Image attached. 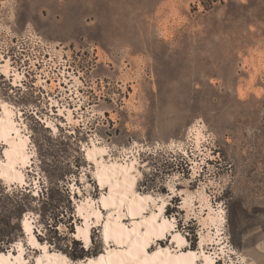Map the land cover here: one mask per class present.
Returning <instances> with one entry per match:
<instances>
[{"label": "rangeland", "instance_id": "1", "mask_svg": "<svg viewBox=\"0 0 264 264\" xmlns=\"http://www.w3.org/2000/svg\"><path fill=\"white\" fill-rule=\"evenodd\" d=\"M25 31L60 43L64 60L56 64L80 77L85 121L59 123L53 133L26 112L34 152L24 167L29 186L0 179V231L11 232L0 250L21 240L26 259L40 253L22 232L26 214L35 237L69 264L104 249L101 226L91 223L88 253L72 256L87 250L74 237L83 224L77 203L91 198L99 206L107 194L84 153L93 137L113 156H137L138 189L165 199L171 230L187 240L183 248H198L200 234L216 230L199 220L203 190L224 216L220 243L208 240L204 249L215 252L217 264H264V0H0V45ZM4 78L0 97L7 102L26 111L43 99L30 84L25 95L10 94ZM58 89L62 103L76 104L71 91ZM46 100L37 110L50 112ZM195 123L206 134L200 146L189 132ZM187 192L195 195L191 210ZM170 238L162 244L173 247Z\"/></svg>", "mask_w": 264, "mask_h": 264}, {"label": "bare ground", "instance_id": "2", "mask_svg": "<svg viewBox=\"0 0 264 264\" xmlns=\"http://www.w3.org/2000/svg\"><path fill=\"white\" fill-rule=\"evenodd\" d=\"M10 34L13 35V32ZM8 42L9 40H7V38L5 41L3 40L5 45H7ZM59 44L60 43L58 42L52 44V54L47 61L38 59L41 67L33 65L32 68L36 72V78L34 83L29 84L34 86L33 88L36 90L34 91V94H40L43 98L42 100L37 101V103L35 101L28 102L26 111H24V109L15 102H7L0 97V145L5 148L2 154L4 157L0 158V179H2L7 186L15 185L16 188L21 187L22 190H24L23 186L27 183V175L24 167L26 168V165L31 162L34 152L30 146L31 134L26 126V112L29 113L30 110H34L35 112L32 115H34L36 120L39 122L41 120L42 125L45 124V127L50 128L53 133L59 130V123L61 125L66 122L68 125L66 127L74 128L76 125H80V120H84V115L80 112L83 107L80 88H78V85L82 84L81 79L75 72L67 70L68 67L66 64L62 63L61 67L58 66L55 58H53V55L55 54L56 58L60 60L59 62L64 60L61 56L62 50H60L62 47H60ZM35 61L36 60L31 59V64H34ZM27 72H25L24 68H18V66L12 61L11 57L5 55L1 56L0 54V77L5 76L4 80L9 79L10 94L14 93L15 89L18 90L20 95L26 94L29 89V84L24 83V79L27 77ZM50 72L53 73L50 74ZM49 80L50 83L48 82ZM65 86H68V89L65 88ZM56 87H59L58 90L64 89V93L71 91L67 93L69 95L68 99L75 100V98L78 97L76 104L73 106L69 103H62L61 100L64 99L65 96H62L60 99L56 97L57 94L55 95L54 93ZM46 96H48V98H46ZM45 99L49 101V103H44V107L50 106V109L47 107L50 111H48L49 113L43 112L42 110L39 111V109L37 110V108H39L38 104L41 102L43 105ZM53 106H56V108L54 109ZM55 110L57 111L55 112ZM93 111L95 112V109H93ZM98 112L103 115L102 110H99ZM85 118L88 119L89 117L86 116ZM189 132L197 146H200V142L206 139V134L200 124H192ZM84 151L88 163L91 162L94 164V166H90L93 168L92 174L95 179L94 182L98 185L100 190L107 188V194L103 195L104 192L101 193V196L99 197V206H96L91 198L89 200H84L82 203H77L76 212L82 217L83 224L76 226V236L82 238L84 245L86 246L91 239L90 224L94 223L96 226L100 225L104 249L97 254L86 257L80 262H76V264H120L125 249L117 247L114 241H105V225H111L109 231L117 229L120 225L131 226V224L124 222L123 219L126 217L122 213L118 221L116 219L109 221V214H115L121 211L119 208L111 207V204L113 200H115L117 204L119 203L117 197L125 194V185L128 184L132 185V187H129L127 192L129 194H134L137 201L141 196L151 197V201L145 202L144 208L147 213L151 214V212L155 211L162 217V219L156 222L157 230H159V227L163 224L164 220L169 221L167 233H170L169 237L172 238V242L175 243V245L173 247L169 245L165 246L162 244V241H159V239L156 240V249H154L152 245V251L163 249V255L158 258L157 264H216L217 255L214 254L215 252L212 253L206 251L203 244L204 242H208V240L211 242L215 241L216 244L220 243L219 239L221 235L219 236V234L222 229L224 216L222 208L219 207L218 209H214L211 206L212 204L205 191H198L197 198L200 203L199 220L203 226L209 227L210 225L211 227L214 225L216 230H214L212 234L210 229L212 230L214 227L212 226L210 229L208 228L205 233L200 234V246L198 248L191 247L186 249L185 247L183 248L184 243L187 241L185 236H183L178 230L176 232L172 231L171 220L164 215V209L166 208L165 199L162 198L161 201H158V196L154 197L149 193L147 194L139 191L138 181L140 179L139 176L141 177V167L143 165H137V163L139 164L137 156L132 155L133 158L127 154L123 156L124 158L113 156L107 145L93 137L90 139V142L84 146ZM197 167V163L192 167L194 172L197 171ZM194 196L193 192H187L183 197L184 205H186L188 210L192 209L191 205ZM105 202L110 205L109 209H106V220L101 219L104 211L103 208L105 209ZM161 205H163L162 212L160 211ZM21 227L23 233L26 235L28 244L32 247H34V245H39L41 249L40 253L34 257L33 261L31 260L28 263V260L25 259L26 248L24 244L21 240H15L14 245L10 246L11 248H7L6 251H0V264H31V262L33 264H69L68 261H70V259L67 260V256L63 254V252L49 250L47 245L42 244L39 239L35 237L33 222L29 215L26 214L23 216ZM17 251L18 253L15 255ZM220 251H225L223 246Z\"/></svg>", "mask_w": 264, "mask_h": 264}, {"label": "snow or ice", "instance_id": "3", "mask_svg": "<svg viewBox=\"0 0 264 264\" xmlns=\"http://www.w3.org/2000/svg\"><path fill=\"white\" fill-rule=\"evenodd\" d=\"M119 187V185H118ZM132 185H125V194L118 196L119 203L113 200L111 207L119 208L121 211L115 214H109V221L120 218L121 213L130 220L131 226H118L117 229L109 231L111 225H105V241L115 242L117 247L125 249L122 254L120 264H157L159 257L163 255V249L152 251L151 246L157 239L166 240L169 228V221L164 220L163 224L157 230L156 222L162 219L155 211L148 214L144 208L146 201H151V197H139L129 194L127 189ZM105 209L110 205L105 202ZM163 211V205L160 206ZM174 223V222H173ZM39 247V245H34Z\"/></svg>", "mask_w": 264, "mask_h": 264}, {"label": "built area", "instance_id": "4", "mask_svg": "<svg viewBox=\"0 0 264 264\" xmlns=\"http://www.w3.org/2000/svg\"><path fill=\"white\" fill-rule=\"evenodd\" d=\"M11 37L12 38L8 39L9 46L8 44L5 45L2 41L3 44L1 43L0 45V54L1 56L5 55L11 57L12 61L18 66V68H24L25 72L29 71L27 72V77L24 79V83H34L36 78V72L32 69L33 65L41 67V64L40 62H38V59L47 61L50 55L52 54L53 48L49 43H46L40 36L30 31H25L21 33L20 36L12 35ZM53 58H56L55 54L53 55ZM31 59L36 60L34 64H31ZM52 73L53 72H50V74ZM25 106L27 108V105ZM53 108H56V106H53ZM30 112H32L31 114H33L35 111L30 110Z\"/></svg>", "mask_w": 264, "mask_h": 264}, {"label": "trees", "instance_id": "5", "mask_svg": "<svg viewBox=\"0 0 264 264\" xmlns=\"http://www.w3.org/2000/svg\"><path fill=\"white\" fill-rule=\"evenodd\" d=\"M57 215H58V212H53L52 218L54 219ZM10 233H11L10 231H6V230L0 231V244L7 242L9 240ZM79 250H80L79 254H72V256L73 257H82L84 254L88 253V251H89V249L85 250L83 247H80ZM0 251H5V250L2 249Z\"/></svg>", "mask_w": 264, "mask_h": 264}]
</instances>
